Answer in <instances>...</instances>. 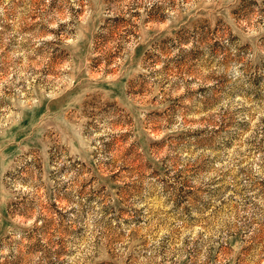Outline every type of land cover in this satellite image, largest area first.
Listing matches in <instances>:
<instances>
[{
    "label": "rangeland",
    "instance_id": "rangeland-1",
    "mask_svg": "<svg viewBox=\"0 0 264 264\" xmlns=\"http://www.w3.org/2000/svg\"><path fill=\"white\" fill-rule=\"evenodd\" d=\"M0 264H264V0H0Z\"/></svg>",
    "mask_w": 264,
    "mask_h": 264
}]
</instances>
